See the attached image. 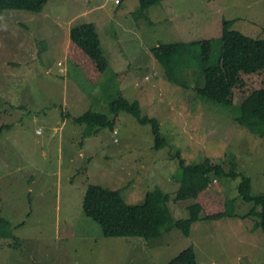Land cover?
<instances>
[{
	"label": "rangeland",
	"instance_id": "1",
	"mask_svg": "<svg viewBox=\"0 0 264 264\" xmlns=\"http://www.w3.org/2000/svg\"><path fill=\"white\" fill-rule=\"evenodd\" d=\"M88 18L103 20L99 34L112 63L96 83L65 52L70 26ZM222 19L264 37V0H161L146 9L138 0H48L40 12L0 10V103L8 124L0 134V208L10 222L0 264H165L189 245L199 264H264L259 217L248 213L253 202L238 197L237 187L245 175L252 193H264V136L237 121L238 107L195 91L199 45L186 53L189 64L177 69L176 81L151 52L161 43L213 38L212 63ZM118 93L158 120L162 147L154 146L151 123L110 111ZM90 109L113 127L74 121ZM177 151L186 163L209 157L241 173L211 174L240 216L198 219L188 235L174 228L147 240L104 236L85 215L82 200L93 183L118 189L129 204L159 188L169 194L173 217H188L191 199H174Z\"/></svg>",
	"mask_w": 264,
	"mask_h": 264
},
{
	"label": "trees",
	"instance_id": "2",
	"mask_svg": "<svg viewBox=\"0 0 264 264\" xmlns=\"http://www.w3.org/2000/svg\"><path fill=\"white\" fill-rule=\"evenodd\" d=\"M48 0H0V10L18 9L30 12L42 11ZM161 0H138L140 9L158 3ZM231 19H222L220 46L216 60L209 63L212 53V39L201 38L191 41L161 43L151 48L153 56L159 61L169 81H176V71L186 60V53L199 45V74L202 84L196 82L194 89L202 97L217 104L238 107L237 121L252 132L264 136V37H253L231 29ZM66 56L79 67L91 83H96L110 65V60L102 44L96 24L87 21L72 24L66 44ZM189 54V53H188ZM188 84L182 82L185 87ZM110 111L117 114L123 109L132 113L139 122L151 123L154 146L162 147L166 139L162 136L158 120L143 115L137 100H129L121 93L109 104ZM6 111L0 103V134L8 126ZM78 123L89 126L99 124L113 127V120L93 110L73 117ZM180 165V182L176 189L175 200H188V217L175 219L168 206L169 194L159 188L148 190L140 204L124 201L118 189H109L98 184H87L82 200L85 215L97 222L104 236H142L145 239L160 237L174 228L184 235L191 231V225L198 219L214 220L223 217H238L233 206L226 205L221 188H217L215 178L222 174L235 176L238 170L226 172L219 163H213L209 157L202 161L186 163L179 151L175 152ZM234 166V165H233ZM249 176L242 175L238 183V197L252 201L248 213L259 217L258 226L264 233V193H252ZM215 183L214 185L212 184ZM1 199V192H0ZM256 207H259L257 210ZM243 216V214H242ZM245 216V214H244ZM10 222L1 215L0 237L7 235ZM165 264H199L192 245L183 248Z\"/></svg>",
	"mask_w": 264,
	"mask_h": 264
},
{
	"label": "crops",
	"instance_id": "3",
	"mask_svg": "<svg viewBox=\"0 0 264 264\" xmlns=\"http://www.w3.org/2000/svg\"><path fill=\"white\" fill-rule=\"evenodd\" d=\"M44 8V7H43ZM43 10V9H42ZM82 13H84V14H86V15H89L90 13H91V11L89 10V9H87V10H83L82 11ZM91 20V19H90ZM96 22V27H97V31H98V33H99V29L98 28H103V20H100V19H98L97 21H95ZM99 36H100V34H99ZM100 38H101V36H100ZM111 38V37H110ZM111 40H112V38H111ZM102 41V40H101ZM103 44V43H102ZM106 51V50H105ZM106 53H107V51H106ZM108 54L109 53H107V56H108ZM109 58V57H108ZM109 60H110V58H109ZM110 64H112L111 63V60H110ZM73 65V64H72ZM62 69V68H61Z\"/></svg>",
	"mask_w": 264,
	"mask_h": 264
},
{
	"label": "clouds",
	"instance_id": "4",
	"mask_svg": "<svg viewBox=\"0 0 264 264\" xmlns=\"http://www.w3.org/2000/svg\"><path fill=\"white\" fill-rule=\"evenodd\" d=\"M59 64H60V62H59Z\"/></svg>",
	"mask_w": 264,
	"mask_h": 264
}]
</instances>
